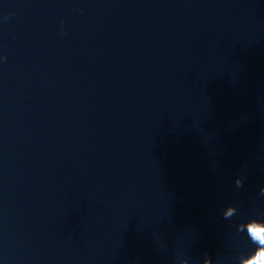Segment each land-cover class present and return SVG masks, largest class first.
<instances>
[{
  "label": "water",
  "instance_id": "water-1",
  "mask_svg": "<svg viewBox=\"0 0 264 264\" xmlns=\"http://www.w3.org/2000/svg\"><path fill=\"white\" fill-rule=\"evenodd\" d=\"M262 187L264 0H0V264H244Z\"/></svg>",
  "mask_w": 264,
  "mask_h": 264
},
{
  "label": "clouds",
  "instance_id": "clouds-1",
  "mask_svg": "<svg viewBox=\"0 0 264 264\" xmlns=\"http://www.w3.org/2000/svg\"><path fill=\"white\" fill-rule=\"evenodd\" d=\"M61 25H63V21H61ZM6 59V58H4ZM243 185V181L237 180L236 186L239 188ZM260 195L264 196V187L260 189ZM233 215V210L229 209V211L225 214V219H228ZM248 224L247 236L249 237L252 244L256 245L255 250L248 255V259L244 261V264H262L264 262V221L257 219H250L246 222ZM245 224V223H240ZM239 224V225H240ZM238 232H245L243 227H237Z\"/></svg>",
  "mask_w": 264,
  "mask_h": 264
}]
</instances>
